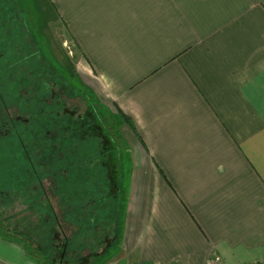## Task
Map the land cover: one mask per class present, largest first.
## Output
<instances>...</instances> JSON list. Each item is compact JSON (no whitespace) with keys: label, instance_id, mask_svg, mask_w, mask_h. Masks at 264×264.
<instances>
[{"label":"crops","instance_id":"1","mask_svg":"<svg viewBox=\"0 0 264 264\" xmlns=\"http://www.w3.org/2000/svg\"><path fill=\"white\" fill-rule=\"evenodd\" d=\"M44 1L130 124L118 239L91 264H264V0ZM0 264L38 263L0 236Z\"/></svg>","mask_w":264,"mask_h":264},{"label":"flooded vegetation","instance_id":"2","mask_svg":"<svg viewBox=\"0 0 264 264\" xmlns=\"http://www.w3.org/2000/svg\"><path fill=\"white\" fill-rule=\"evenodd\" d=\"M30 8L35 9L31 0L25 6L26 12H6L15 17L14 29L5 26L7 33L0 31V70L17 62L29 67L34 62L32 56L37 55L33 52L35 47L40 41L46 44L44 35L37 30L40 18L36 16L32 21L36 11ZM33 28L36 32L31 31ZM29 32L30 40L27 41ZM48 46L46 44L49 57ZM55 49L59 51L57 46ZM47 75L51 76L50 69L39 71L35 67L33 78H26L25 74L15 82L0 78V200L5 194L23 196L29 211L34 214L40 211V221L57 227L54 230L55 249L64 251V258L71 242L68 230L75 227L68 219L76 215L72 208L97 209L101 193L106 196V208H114L115 202L122 205L127 198L126 164L130 149L122 134L127 125L123 114H120L123 122L116 130L113 109L95 92L87 91L93 94L90 105L98 104L101 109L85 110L81 87L76 84L78 96L69 92L68 86L65 89L61 85L62 90L58 91L59 82L51 84ZM77 97L80 101L75 100ZM55 193L59 195L57 198ZM50 194H54V201ZM66 195L69 203L62 198ZM101 229L100 239L105 246L98 255L107 253L111 244L108 229L105 226ZM96 242L94 237L93 244ZM79 250L81 247L76 244L72 252L69 251L76 262H79Z\"/></svg>","mask_w":264,"mask_h":264},{"label":"rangeland","instance_id":"3","mask_svg":"<svg viewBox=\"0 0 264 264\" xmlns=\"http://www.w3.org/2000/svg\"><path fill=\"white\" fill-rule=\"evenodd\" d=\"M29 1L30 0H9L8 2H6V0H0V31L2 30L7 33V30H4L5 26H7L9 30L14 29L12 23L14 20L13 18L15 17L11 16L6 12L8 11L26 12L27 10L25 9V6L29 4ZM31 1H33V6L36 7V10L30 8L31 11H36L35 14H33L35 19H33L32 21L36 20V16L37 17L39 16L38 18H40V23L38 22V24L40 28H38L37 30L44 35L46 39V44L47 46L49 45L48 48L51 55H49L48 57V52H47L48 50L46 49V44L40 41L39 46L35 47V49L33 50V52L36 53L37 55L32 56L34 62H31L29 67L27 64H21L20 62H17L13 66H10L9 68L0 70V78L3 81L4 79H6V82L7 79H12L13 82H15V80L19 78V76H21L22 74H25L26 78H31L35 67H37L39 71H43V69L47 68L50 69L51 71V76L47 75V78H50L51 80V84L56 82H59L60 84L57 87L58 91L62 90L61 85L65 86V89L66 86H68L67 88L68 91L71 92L74 96H78L79 89L76 87L77 84L79 88L81 87L84 90L83 96L81 97V100L83 101L84 109L85 110L92 109L94 112L100 110L102 106L100 107L97 103H96L97 105L94 107L90 105V101L91 99H93V94L87 91L89 90L94 92L90 84V81L92 80L90 76H88V74L82 69L79 63L80 55L76 50V47L72 42L70 36L65 31V29H63V26L61 25L59 18L54 17V14L45 6L44 0H31ZM31 31L36 32V29L33 28ZM30 33L31 32H29L28 37L25 38L27 41L30 40L29 38ZM1 36L2 35L0 34V40L2 42ZM35 43H37V41H35ZM56 46L58 47L59 51L55 49ZM1 63L2 60L0 59V66ZM12 84L13 83L9 85ZM25 91L27 92L26 88ZM26 99L27 101H29V95H26ZM75 100L80 101V98L77 97V99ZM113 113L115 114V128L116 130H118L119 125L123 122V119L120 116L121 112L118 109H115L113 110ZM126 126L130 127L129 123H127ZM131 159L132 157L129 151V157L127 158V164H126V181H125L127 195L129 194V192H131L133 170L136 165L134 160ZM129 160H131V163ZM137 166H138V162H137ZM53 195L50 194L49 196L54 201L58 197V195L55 193L56 198L53 197ZM1 199L2 200H0V223L4 224L7 229L13 232L11 233L12 234L11 236L15 239L14 240L15 243H18L21 247L25 249V251L29 250L31 252H34V254L39 257L43 256L44 258H46L48 256L47 255L48 253L53 252V254L49 256L53 259L55 258L54 260L60 264H81L80 262H76L75 256H73L74 254H71L72 249L76 247V244L81 243L79 241L80 240L79 238H75L76 240L72 239L75 236L74 232L77 231L75 230L77 229V227L69 228L68 230V233L71 235L70 248L66 253V256L63 258L65 252L59 249H55L54 230L57 229L56 226L45 225L44 222L40 221L39 215L41 212L35 211L34 214L32 211H29L28 206L25 203V200L23 199V196L14 197V195L5 194ZM117 211L115 210V212ZM114 221H115V231H117L115 236L110 235L111 233V230H109L111 227L110 223L106 221L104 226L108 229V234H107L108 239L112 240V237H114L117 241L118 229H119V215L114 218ZM45 242H47L50 246L48 244L46 245ZM80 247L83 248L82 245ZM70 249L71 252H69ZM83 255L85 258L86 257L92 258L93 255L92 248L85 246V251H83ZM93 260L94 257L92 258V260L88 261L87 263H90ZM42 264H47V263L43 262Z\"/></svg>","mask_w":264,"mask_h":264},{"label":"trees","instance_id":"4","mask_svg":"<svg viewBox=\"0 0 264 264\" xmlns=\"http://www.w3.org/2000/svg\"><path fill=\"white\" fill-rule=\"evenodd\" d=\"M35 10H36V7H35ZM126 122L129 123V120L127 118H126ZM4 182L7 183V180L5 179ZM66 197H69V196L68 195H66L65 197L62 196V198L65 199V203H69L70 200ZM105 197L106 196L103 193L99 194L100 199L97 202L98 206H97V212H96L95 216L93 215L92 210H88L86 208V206H84V207L82 206L83 209L72 208L73 211L76 213V215H71L68 217L69 221L74 222L75 227H77V229H78L77 231L74 232V234H75L74 239L79 238L80 239L79 241L81 243H77V245L79 247L81 245H82V247H85L89 243L90 244L89 248H92V252H93L92 258L93 257L97 258L98 252L100 251V249L102 247H104L103 239H100V237H102V233H101L102 229L101 228L104 227V224L106 222L105 218H106V215L108 214V208L105 207V205H106ZM80 201H83V200H80ZM116 204L118 205V203H116ZM94 210H96V207L94 208ZM96 225H98V226H96ZM51 230H52V228H51ZM11 233H13V232H11V230L7 229L4 224L0 223V236L3 237V239H5V240L15 242L14 241L15 239L11 236L12 235ZM94 237H96V239H97L96 244H93ZM45 244L47 245L48 243L45 242ZM75 244H76V242H75ZM41 248H42V246H41ZM83 249L84 248H81V250L78 251V255H79L78 261L81 264H91V262L90 263H87V262L92 260V258L91 257L85 258L83 255ZM26 253H27V255H29L33 258L35 257L38 264L43 263V262H45L47 264H60L54 260L55 258L53 259L49 256V255H52L53 252L48 253L47 254L48 256L46 258H44L43 256H41V257L36 256L34 254V252H31L29 250H26ZM101 256L103 257L104 254L100 255L99 257H101Z\"/></svg>","mask_w":264,"mask_h":264},{"label":"built area","instance_id":"5","mask_svg":"<svg viewBox=\"0 0 264 264\" xmlns=\"http://www.w3.org/2000/svg\"><path fill=\"white\" fill-rule=\"evenodd\" d=\"M210 264H223L219 258H215L214 260H211L210 261ZM256 264H259V263H256Z\"/></svg>","mask_w":264,"mask_h":264}]
</instances>
